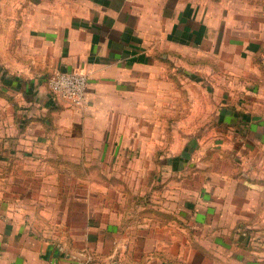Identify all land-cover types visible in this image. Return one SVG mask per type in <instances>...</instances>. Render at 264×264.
Here are the masks:
<instances>
[{
    "label": "crops",
    "instance_id": "crops-1",
    "mask_svg": "<svg viewBox=\"0 0 264 264\" xmlns=\"http://www.w3.org/2000/svg\"><path fill=\"white\" fill-rule=\"evenodd\" d=\"M0 264H264V0H0Z\"/></svg>",
    "mask_w": 264,
    "mask_h": 264
},
{
    "label": "built area",
    "instance_id": "built-area-1",
    "mask_svg": "<svg viewBox=\"0 0 264 264\" xmlns=\"http://www.w3.org/2000/svg\"><path fill=\"white\" fill-rule=\"evenodd\" d=\"M87 84V75L80 72L55 70L48 78L50 91L76 107L84 102Z\"/></svg>",
    "mask_w": 264,
    "mask_h": 264
},
{
    "label": "rangeland",
    "instance_id": "rangeland-1",
    "mask_svg": "<svg viewBox=\"0 0 264 264\" xmlns=\"http://www.w3.org/2000/svg\"><path fill=\"white\" fill-rule=\"evenodd\" d=\"M51 95H53L54 98H57V95L55 94H51ZM184 159H185L184 154H177L175 155V157H171L170 164L174 169L179 170L182 167H185L186 165Z\"/></svg>",
    "mask_w": 264,
    "mask_h": 264
}]
</instances>
